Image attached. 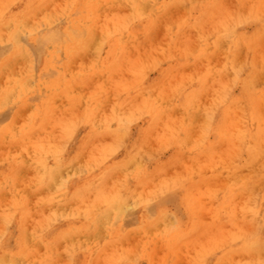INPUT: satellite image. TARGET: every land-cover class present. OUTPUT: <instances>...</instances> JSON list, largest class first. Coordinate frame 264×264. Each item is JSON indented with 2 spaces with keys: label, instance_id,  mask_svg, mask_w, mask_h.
Here are the masks:
<instances>
[{
  "label": "rangeland",
  "instance_id": "obj_1",
  "mask_svg": "<svg viewBox=\"0 0 264 264\" xmlns=\"http://www.w3.org/2000/svg\"><path fill=\"white\" fill-rule=\"evenodd\" d=\"M50 1L60 4L65 11L56 13L53 18L55 10L49 5L42 15L47 13L55 22L60 19L58 23L63 24L65 14L76 0H49V4ZM146 1L142 0L139 10L127 3L96 8L92 23L88 21L87 38L90 40L82 44L80 51L67 54L64 45L59 47L56 43L41 50L42 57L31 50L26 57H15V52L3 57H10L14 62L7 65L8 70L0 72V79H3L0 81V96L9 91L15 81L21 80L29 85L36 82L37 77L30 75V68L37 67L47 57L48 66L51 64L56 71H64V78L68 79L61 92L62 105L52 100L49 119L37 126L35 132L40 134L30 142L31 160L49 161L60 167L50 187L63 189L66 174L86 171H82L79 165L78 169L67 166L70 164L67 161L78 156V142L88 132V138L83 140L84 150L76 161L82 160L90 167L108 161L113 165L119 162L123 167L114 171L112 183L106 180L107 191H101L107 196L103 197H109L107 193L110 192L116 200L122 198L127 204L136 203L131 219H116V226L110 220V231L106 232L102 227L97 241L87 233L80 240L81 249L72 250L64 244L65 232L57 242L62 246H55L58 251L50 252L47 260L49 264H264V131L260 133L263 134L259 141L261 150L256 152L251 150L249 139L238 137L241 127L243 130L248 128L244 123L249 120L250 113L256 115L264 126V0L259 1L260 7L255 11L252 3L246 1L240 5L239 0H171L168 5L164 4L165 0ZM156 2L164 7L158 14L155 12ZM205 6L208 14H204ZM40 18L41 14H37L29 22L32 24L36 19L43 27ZM194 18H200L195 26L192 24ZM222 20L223 24L220 23ZM1 34L6 33L0 31L1 44H6V48L8 43ZM246 40L254 45L252 51L247 52ZM226 59L231 61L224 68ZM251 71H257L258 77L249 83ZM71 79L76 82L71 84ZM198 80L204 87L198 94L199 113L208 123L202 128L204 135L200 123L195 124L194 120L181 126L186 121L184 117L188 116L184 114L187 107L180 103L185 93L197 87ZM245 84L247 89L243 90ZM41 90L38 89L37 95L43 103L48 93ZM257 97L261 100H257L253 107L241 106L244 109L233 111V115L243 119V124L236 122L237 126H231L226 139L218 137L217 131L221 128L216 120L220 116L222 101L233 99L247 105L246 99L255 101ZM73 98L76 106L70 104ZM95 100L97 103L93 104ZM153 100H156L155 108L146 107ZM27 105L17 102L10 92L5 104L0 106V110L4 106L0 112L6 111L11 117L9 114L7 117V113L4 117L0 115V119L4 118L0 126H10L13 133H27L25 127L33 109L31 104L28 105L31 109ZM93 106L98 107L94 110L96 114L91 112ZM202 135L201 142L210 152L195 155L191 163L190 153H196L198 148L202 150L203 146H190L196 144ZM183 139L186 142L181 146L179 141ZM27 142V139L19 138L12 143L0 142V213L4 208H10L7 206L13 201L6 196L8 191L32 190L31 183L38 179L32 171H14L15 165L10 162L11 155L18 150L26 155ZM49 143L51 150L44 151L43 144L47 146ZM126 151L135 154L132 157L124 155ZM175 151L178 155L174 154ZM62 155L67 159L60 162ZM76 161L74 159L71 163ZM35 171L39 177L40 169L35 168ZM6 179L14 181V187L8 189L10 182L6 183ZM128 183L129 187L126 186ZM50 187L44 192L39 189L31 192L35 195L27 200L28 203L32 205L48 197L53 193ZM17 196L20 197V192ZM81 203L82 207L86 201ZM140 203L147 210L146 218L137 213L142 210ZM43 218L42 214H36L25 221L31 236H27L26 241L21 240V244L30 243L32 248L20 254L18 260L22 264H43L42 243L30 242L31 237L34 240L32 229L36 225H46ZM124 222L128 226L123 225ZM50 225L66 226L65 221L59 220L50 221L48 230ZM14 227V222L4 224L0 220V242L10 252H19L13 246L18 241L12 230ZM72 252H76L75 261H72Z\"/></svg>",
  "mask_w": 264,
  "mask_h": 264
},
{
  "label": "bare ground",
  "instance_id": "obj_2",
  "mask_svg": "<svg viewBox=\"0 0 264 264\" xmlns=\"http://www.w3.org/2000/svg\"><path fill=\"white\" fill-rule=\"evenodd\" d=\"M53 1L55 2V0H53ZM60 1H62V0H60ZM147 1H149V0H147ZM170 1L171 0H165L164 4L165 5L170 4L171 3ZM172 1H176V0H172ZM246 1L247 2L249 1L250 3H252L254 5L253 6L254 11L257 9V7H260V5L258 4L260 0H239V4L243 5ZM141 2H142V0H76V2L69 9V12L67 14H65L66 16L64 18V23L61 24V23H58L60 21V19L58 22L57 21L55 22L52 19V17L54 18L56 16V13H61V12L63 13V11H65L64 8L60 7V4L59 5L53 4L52 1H50V4H49V0H0V31H4V33H6L5 35L4 34H1V35H4L2 37H5V41L8 43L6 48H5L4 45H6V44H4L2 46L1 40H0V72H4V71H6V69L8 70L7 65H9L11 62H14V61H12V58H10V57L3 58L4 55H7V54L12 55V54H14V52L17 53V54H15V57H19V58L23 57V56L26 57L25 55H28L30 53V50H31V53H32V51L37 52L39 57H42L43 55L41 53V50L46 49V47L48 48V45H52V44H56V43L59 45V47L64 45V49H65L67 54L73 53L75 51H80L81 50L80 47L83 46L82 44H84L90 40L87 38V36L89 35V32H88L89 23H88V21L90 23H92L93 17L95 16L94 10H96V8L97 9L98 8H104V7H108L109 5H110V7H112L114 5H120V4L127 3V4L134 5V7L137 10H139V9H141V6H139ZM49 5L53 7V11L54 10L56 11V12L54 11V14H52V17L50 15H47V13L42 15V12L45 10L46 7H49ZM144 5H145V3H144ZM144 5L142 4V8L144 7ZM184 7L185 6H183V8ZM161 8H164L163 5L160 2H156V4H155L156 14H158L161 11ZM173 8L175 9L176 7H173ZM185 9L187 10V7ZM203 10L205 11L204 14L209 13L208 8L206 6L204 7ZM109 12H111V11H109ZM37 14L38 15L41 14L40 19H41V22L44 24L43 27H40L38 25V21L36 19H35V22L32 24H30L31 21L29 22V19L32 16H35ZM50 14H51V12H50ZM36 18H37V16H36ZM194 20H195L194 23H192L193 26L197 25L196 23L198 21H200V18H194ZM220 23L223 24V20H222V22L220 21ZM162 29H163V27H161V30ZM93 31H92V34H93ZM263 32H264V30H263ZM97 37H99V36H97ZM97 37L96 38L92 37V39L93 38L97 39ZM170 39H172L171 42H174V39L172 37ZM108 40L110 41V39H108ZM96 42L99 43V41H96ZM197 42H198V40H197ZM246 42L248 43V44H246L247 49H248L247 52L249 50L252 51L254 45L249 43V41H247V40H246ZM91 43H93V42H91ZM28 44H29V47H27ZM200 44H202V43H200ZM212 44L215 45L214 42H212ZM88 45H91V44H88ZM204 45L206 46V44H204ZM9 46H10V49H8ZM86 47H88V46L86 45ZM90 47H92V46H90ZM7 49L9 50V52H7ZM215 52L217 53V51H215ZM220 53L222 54V52H220ZM220 53H219V55H220ZM238 53H240V52H238ZM242 54H243V52H242ZM200 55H202V54H200ZM236 55H238V54H236ZM242 57H243V55H242ZM196 58L197 57H195V59ZM220 58L222 59V57H220ZM15 59L16 58H14V60ZM46 59H48V57ZM46 59L42 63H40V65H38L37 67H35L33 65L34 67L30 68V75L37 77L36 79L33 78L34 81H36V82H34L32 85H29L27 82H23L21 80H19L18 82L15 81L13 83V85H11L10 89H8L10 92H12L15 95V97L17 98V102L20 101V102H23L24 104H28V105L31 104L33 109H32V113H29V115H30L29 119H28L29 122L25 127V131L27 133H22V134H21V132L13 133L12 128L10 126H7V127L0 126V142L7 141L9 143H12L17 138H19L20 140L27 139L28 142L26 143L27 146L25 148V153L27 156L23 152L18 150L17 153H13L11 155L10 162L14 163V165H15L14 171H20V172L21 171H23V172L24 171H32L34 176L37 177L38 179H36L35 182L33 181L31 183L32 188H33L32 190L22 192L18 189L16 191H8L7 192L6 196H8L9 198H12L13 201L11 202V205L7 206L10 208H4L3 210H1L0 220L3 221L4 224H8L9 222L10 223L14 222L15 227L12 228V230L14 229V231L16 232V237H17L18 241H17L16 245H13V246L17 247L16 250L19 252H16V251L10 252L0 242V264H22V261L18 260V259H20V254L27 252V251H30L32 248L30 246V243H27V245L23 244V243L21 244V240L26 241L27 236H31L28 229L25 227V221L28 219L34 218L36 216V214H37V216L41 215V214L44 216L43 220H46V225L45 224L42 226L36 225L32 229V232H34V233H32L34 240H32V237H31L30 242L34 241V242L42 243L43 247L41 249L45 253V259L43 260V264H49V260H47L48 254L50 255V252L58 251L55 248V246H58V247L62 246L60 242L59 243H57V242L59 241V239L61 238V236H63V234L65 232H67V233H65L66 239H65L64 244H66L70 248H73L72 250L81 249V247H82L81 243L82 242L80 240H82V238L87 233L94 236V238H96V241H97L98 235H100L99 230L102 227H104V231H106V232L110 231V220L114 221L115 222L114 226H116L117 225L116 219H123V218L131 219L133 216L134 208H136L135 202H133V203L128 202V204H127L126 200H124L122 198H118V200H116L115 197L110 195V192L107 193L109 195V197H103V196H107V195H103L104 192L101 191V189L104 191H107V188L105 186L106 180H110V183H112L111 180H112V177L114 176V171H116L117 169L120 170L121 167H123L119 162H117L115 165H113L112 163H110V161H108V162L100 164L98 166L90 167L87 164L84 165V161H82V160L76 161L77 158L81 156V154H82L81 151L84 150L85 145L83 144V140L88 138V136H89L88 132H86L84 134V136L79 140L78 145H77L78 148L75 147L77 150H79L78 153L76 154L78 156L76 158L74 157L76 162L71 163L72 160H74V159H69L68 160L69 162L67 161V163H70V164H67V166H70V167L73 166V167H76L78 169V165H79V167L82 171L86 170L85 172H88V173L84 174L85 173L84 172V173H79V174H74V175H72V174L67 175L66 174L63 178L64 181H66V186L63 189L61 188L59 190L58 187L57 188H55L54 186L50 187V185L53 183V180L55 179V177L58 174L57 172L60 171L59 170L60 167L58 164H55V163H52L49 161L43 162L42 160L36 159V158H33V160H31L32 157L30 155V151H31L32 147L30 146V142L33 141V139H37L38 137H35V136L40 134V133H38L39 131L35 132V130H36L37 126H39L40 123H44L47 119H49L50 109H51L50 106L53 105L54 101L58 102L60 106L62 105L61 100L63 97H61V94H62L61 92L63 91V87L65 86V84L68 83V79L64 78V71H62V70H59V72L56 71L51 66V64L48 66ZM23 60H22V62H23ZM26 60L25 61L28 62V58ZM37 61H38V59H37ZM230 61H231V59L225 60V62L223 63L224 68L227 66V64ZM258 61H256V62H258ZM33 62H34V60H33ZM21 65H23V64L21 63ZM246 66H247V64H246ZM19 67L21 68V66H19ZM9 68H11V67H9ZM68 69L66 68V70H68ZM7 72H10V70ZM2 74H4V73H2ZM260 74H259V78H260ZM230 75H232V74H230ZM8 76H10V74ZM239 76H240V74H239ZM249 76H250V78L248 80H249V83H251L255 79H257L256 77H258V72L257 71L256 72L251 71ZM228 78H230V77H228ZM2 80L0 79V81H2ZM41 81L43 82V84ZM73 81L76 82L75 80L71 79V84H73L72 83ZM198 83H197V87L194 88L193 91L187 92L183 95V101L180 104L184 107H187L186 111H184V114H187L188 117H184L186 119V121L183 122L181 124V126L187 125L192 120H194L193 122L195 124L200 123V128L202 130V128H204L208 123L206 122V120L204 121V119H205L204 117L202 119V116H201L202 113H199V111H200L199 108L201 107V105L198 102L199 101L198 100V98H199L198 94L201 90H204V87L200 86V83H201L200 80H198ZM249 83H248V85H249ZM255 84H257V83H255ZM255 87H256V85H255ZM29 88H31V90ZM39 88L42 89L41 92L46 91L48 93L47 94L48 97L44 99L43 103L40 101L39 96H38L39 95L38 94ZM238 88L239 87H237V89ZM244 89L245 90L247 89L246 84H245V86H243V90ZM9 91H4L3 94L0 96V106L5 104L6 99L8 98V95L10 94ZM74 98L71 99V101H70L71 105L76 104V101ZM52 100H54V101H52ZM257 100H261V97H257L255 101L252 98L246 99L247 105H242L241 101H236L233 99L222 101L223 103L221 104L220 113H219L220 116H218V119L216 120V123L219 125V128H221L220 131H217L218 137H221V138L225 137V139H226L227 132L229 131V128L231 126H234V125L237 126L236 122H239L240 125L243 124V121H242L243 119L237 118L235 115H233V111L235 109L238 110L239 108H243L241 106H245L247 108L249 106L253 107V105L257 102ZM103 101H105V100H103ZM95 103H97L96 100L94 101L93 104H95ZM155 103H156V100H153V101H151V103L149 105L146 104V107H149V108L154 107L155 108ZM204 103H206V102L204 101ZM7 104H9V103H7ZM86 104H87V106H91L90 103H86ZM102 104L105 105L104 103H102ZM106 105H107V103H106ZM202 105H203V103H202ZM7 106H9V105H7ZM2 108H1V110H3ZM31 108L29 107V109H31ZM91 108H92L91 112L96 114L94 112V110L97 109L98 107L93 106ZM8 109H9V107H8ZM192 109H194V110H192ZM201 111H202V109H201ZM0 113H1L0 115L4 117V113H7V112L2 111ZM8 114L9 113H7V117H8ZM97 114H98V112H97ZM17 116L19 118L18 114H17ZM3 117H1L2 120L0 119V121L4 120ZM10 117H11V115H10ZM197 119H200L201 121L196 122ZM208 120H209V118H208ZM244 126H246L248 128L243 130V128L241 127V129L238 132V137L249 139L250 140L249 142H251V146L253 147V148L251 147V150H253V152H256L258 150L260 151L261 147H260L259 141H260L261 137L263 136V134L260 135V133L264 131V126L260 122L259 118L256 115L250 113L249 120L245 121ZM202 132H203V130H202ZM28 133H30V134H28ZM189 134H190V131H189ZM189 134H187V135H189ZM191 134H193V133H191ZM203 135H204V132H203ZM203 135L201 136L200 139L197 140L196 144H193L190 147L199 146L201 148L204 145L201 142L203 139ZM42 138L48 139L45 137H42ZM70 139H72V138H70ZM76 140H77V138H76ZM185 142H186V140H184V139L182 141H179L181 146H183L185 144ZM66 144H68V143H66ZM16 148H17V146H16ZM51 148L52 147L50 146V143L47 146L43 144V147H42V149L44 151L45 150L46 151L51 150ZM187 150H189V149H187ZM209 152H210V149L207 146H203L202 150H200L198 148V150H196V153H193V152L190 153L192 155V159L190 160V162L192 163V160L194 159L195 155H199V154L204 155V154L209 153ZM134 154H135L134 151H126L124 153V155H130V157H132ZM174 154L178 155L176 151L174 152ZM21 155H23V158ZM184 155H187V153H184ZM259 155H260V157H262L261 154H259ZM66 159L63 155L59 158L60 162L62 160L65 161ZM258 160H259V158H258ZM226 161H227V159H226ZM240 161H241V158H240ZM130 164L133 165V162ZM5 166H7V165L5 164ZM192 166H194V165L192 164ZM35 168L40 169V171H41L39 177L36 175ZM254 168H256V167H254ZM178 169H179V167H178ZM0 170H2V169H0ZM236 181H238V180H236ZM7 182H10V184L7 185V187H8V189H11V187L13 186L12 184H14V181L11 182L10 179H6V183ZM56 182H58V181H56ZM35 185L37 187L36 189L41 190V192H44L45 188L50 187L49 189H51V191H53V193H49L48 197L46 196V198L41 199V200H37L32 205H30L28 203L29 201H27V200L30 199L32 195H35V193H31V192H33V191L37 192L35 189ZM129 185H130V183H128V185H126V186L129 187ZM18 192H20V197L17 196ZM177 193H178V191H177ZM35 198H36V196H35ZM84 200L86 201V203L81 207V205H82L81 201H84ZM128 201H129V199H128ZM164 202H166V201H164ZM164 202H163V204H164ZM173 203H174V201H173ZM132 205H135V206L133 207ZM139 205L141 206L142 210H139L137 213L139 214V216L146 218V214H147L146 208L143 206L142 203H140ZM79 207L82 208V210ZM147 208H148V206H147ZM73 212H76V213L72 214ZM236 215H237V213H236ZM179 217H182V216H179ZM169 219H170V217H169ZM10 220H12V221H10ZM55 220H59V222L65 221L66 226L62 227V226L50 225V229L48 230L49 222L55 221ZM126 221H127V219H126ZM130 224H132V222ZM112 225H113V223H112ZM123 225H127V224H125V222H124ZM8 227L9 226H7V228ZM101 231H102V229H101ZM149 233H150V231H149ZM49 236H56V237L49 240V238H48ZM5 239H6V237H5ZM34 245H36V244H34ZM15 247L14 248L12 247V248L15 249ZM37 249L39 251V246L37 247ZM56 257H58V256H56ZM75 260H76V252H72V261H75ZM24 261H26V260H24ZM143 261H145V260H143ZM73 263H75V262H73ZM73 263L70 262V264H73ZM51 264H54V263H51Z\"/></svg>",
  "mask_w": 264,
  "mask_h": 264
}]
</instances>
